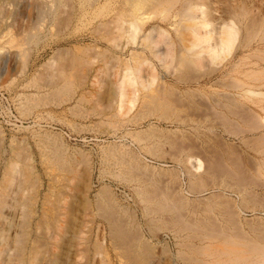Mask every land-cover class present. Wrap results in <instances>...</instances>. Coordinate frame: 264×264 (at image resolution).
I'll list each match as a JSON object with an SVG mask.
<instances>
[{"label": "rangeland", "instance_id": "374dc122", "mask_svg": "<svg viewBox=\"0 0 264 264\" xmlns=\"http://www.w3.org/2000/svg\"><path fill=\"white\" fill-rule=\"evenodd\" d=\"M25 1L24 16L0 39V55L8 53L0 74V178L10 162L9 177L32 163L42 194L55 187L50 196L75 218L74 259L84 242L105 238L109 264H214L246 247L264 260V189L254 172L261 128L249 132L264 111L222 97L235 90L221 72L186 63L164 37L144 49L153 79L135 98L128 87L122 101L125 1L58 0L55 17L43 21L37 12L45 0ZM148 7L149 26L166 24L169 12ZM223 111L239 136L223 131ZM188 156L201 160L202 182L188 177ZM243 185L256 205L241 201Z\"/></svg>", "mask_w": 264, "mask_h": 264}, {"label": "bare ground", "instance_id": "6f19581e", "mask_svg": "<svg viewBox=\"0 0 264 264\" xmlns=\"http://www.w3.org/2000/svg\"><path fill=\"white\" fill-rule=\"evenodd\" d=\"M57 1L58 0H45L43 2L44 4L42 6L40 5L41 7L37 12L39 15H37L42 21L46 17H55ZM124 1L125 7L123 10L125 11V18L122 21L124 22V28L122 29L123 34L126 36L125 40H127L124 41L125 43L122 49H126L128 56L122 61V78L119 82V95L122 101L128 96V87H130L132 97L135 98L138 95L139 88H145V82L153 79L154 65L148 60L144 49H147L146 44H148V42L152 41L153 43L155 38L164 37V41L170 46L168 49L170 50L173 47H177L178 56L181 58L184 56V58H186L184 60L186 63L199 64L207 70L221 72L223 78H225L223 85L226 87L230 86L235 90L232 95H230L231 93L228 94L229 92L222 93V97H224V95H227V97L231 96L236 104L239 103L242 105L248 102L264 111V0H167L166 5H163L162 2L164 1L165 3V0ZM24 3H26V1ZM153 5L154 7L160 8V10L155 8L157 9L156 12L159 10L163 13L164 11L163 14L165 15H168L167 13L169 12L168 17L161 18L166 24L156 23L150 26L147 24L148 19L150 18L151 20V17H148L149 14H144L145 12L142 10L148 6L150 9ZM23 6L22 0H0V39L7 36L6 34L9 32V29L17 17L21 18L24 16ZM144 10L146 11V9ZM156 12L155 14L158 13ZM160 12L159 14L161 16ZM8 39V42L5 41L6 45L10 43ZM152 43L150 42L149 44ZM158 43H154L155 47ZM7 46L10 47L11 43ZM149 46L150 45H148V47ZM161 49L162 50L151 49L150 53L152 57H158L163 54L162 51L164 48L162 47ZM1 52L4 53L5 50L2 51L1 49ZM18 52H20V50ZM164 52L166 51L164 50ZM239 54H241V56H238ZM20 55H23V57L25 56L23 51L22 53L20 52ZM6 56L0 55V74L4 71L7 61ZM23 62H26V60ZM181 63L180 61L179 64ZM26 65L23 63V66ZM144 66L149 70V75L144 74ZM24 70L27 69L25 68ZM51 82H54L53 79ZM224 105L226 106L225 103ZM223 116V131L228 134L239 136L238 131L229 129L225 113ZM259 119V126L249 129V132L261 128L255 141V149L260 158L256 161L254 172L258 181L259 179L261 181L259 184L261 187L263 185L264 189V116ZM244 122L246 125L248 124L247 121ZM243 142L246 141L243 140ZM186 162L187 165L185 166L188 168L186 170L188 177L195 178L202 182L203 177L200 174L202 170L201 160L197 157L188 156ZM11 164L10 162L5 166L0 178V264H94L93 259L95 256L100 257L99 264H109L108 256H106L105 238L99 240V244H91V241L84 242L85 246H83L80 253H78V260L76 261V256L74 259V245L72 242L76 235V232H74L75 218L72 216L73 212H71L70 205L64 206L62 211L59 204L61 201L49 194L50 188L53 186L50 187L48 185V191L45 190L46 192L42 194L44 182L35 173L36 169L32 163L25 165L23 168L24 170H19V174L16 177H9V175H7L8 168ZM149 166L150 165L147 164L145 168ZM226 170L228 169L224 168L223 171L225 172ZM231 175H233L231 172L224 173V176L233 177ZM218 179L221 180V184L226 186L227 182L225 183V178L222 177ZM228 180L231 182L230 179L226 178V181ZM233 183L234 181L231 182V185H233ZM246 187L247 185H243L242 188L239 187L240 191L244 194V196L242 195L241 201L245 203L251 202L250 204L254 206L257 203V200L254 199L256 197H250L253 189L248 190ZM185 190L186 189L182 187L179 189V193L182 199H184L183 202L187 200L183 194ZM56 191L54 192L56 193ZM51 192L53 193V191ZM260 205H262L261 202ZM262 206L264 209V205ZM256 207L257 206H255V208ZM261 227L264 226L262 225ZM260 230H262V228ZM263 234L264 233H262V235ZM240 245H242V243ZM249 246L251 248V245ZM246 248H233L234 251L232 249V251L230 250L231 254H227L232 256L228 261L214 259L213 263L264 264V260H258L257 257L256 259L247 252ZM251 249L254 250L255 247Z\"/></svg>", "mask_w": 264, "mask_h": 264}]
</instances>
